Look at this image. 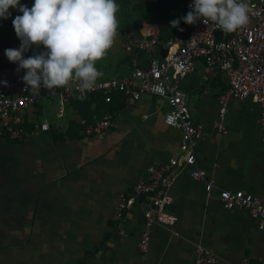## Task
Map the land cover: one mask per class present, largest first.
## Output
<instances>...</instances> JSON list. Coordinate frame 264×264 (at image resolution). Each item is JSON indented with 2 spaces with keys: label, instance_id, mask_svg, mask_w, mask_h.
Here are the masks:
<instances>
[{
  "label": "crops",
  "instance_id": "crops-1",
  "mask_svg": "<svg viewBox=\"0 0 264 264\" xmlns=\"http://www.w3.org/2000/svg\"><path fill=\"white\" fill-rule=\"evenodd\" d=\"M181 7L178 18L186 15L184 8L188 12L186 4ZM181 23L185 32L174 37H187L189 25ZM127 31L117 30V36L122 39ZM132 65L119 41L96 62L100 78L128 73ZM181 86L189 93L195 122L206 132L195 151L197 166L216 180L211 195L204 181L184 169L168 207L177 222L154 223L149 249L142 253L143 207L136 204L119 224L113 219L115 205L134 183L148 179L150 165L180 155L181 131L165 123L169 105L164 97L144 94L131 106L117 95L116 126L87 135L81 124L71 122L85 117L95 124L108 112L94 105L88 110L92 116H84L74 97L63 117L48 119V131L24 140L0 139V264H194L199 243L216 253L215 264L263 259L264 227L247 208L224 207L219 196L221 189H241L264 203L260 106L251 98H230L222 132L216 122L219 96L229 89L225 73H212L197 60ZM46 98L59 107L57 98L39 99ZM38 100L26 111L31 124L53 116Z\"/></svg>",
  "mask_w": 264,
  "mask_h": 264
},
{
  "label": "built area",
  "instance_id": "built-area-1",
  "mask_svg": "<svg viewBox=\"0 0 264 264\" xmlns=\"http://www.w3.org/2000/svg\"><path fill=\"white\" fill-rule=\"evenodd\" d=\"M249 3V23L233 33L225 34L213 22L207 25L198 21L189 25L187 37H173L162 42L159 35L148 22H143L135 30L127 31L123 38L116 36L133 63L128 73L108 78H98L93 89H83L78 81H72L63 88L50 90L41 88L39 94L26 91L22 79L25 70L17 72L18 64L12 63L5 55L9 48L18 49L20 44L9 48L0 46V139L24 140L38 136L51 128L47 118L26 125V111L42 97L59 100L57 117H63L65 106L74 97L85 100L89 94L104 93L106 101L112 96L123 93L128 105L134 106L144 94L164 97L169 105L165 114V123L181 131L180 155L167 162L150 165L147 168V180L134 183L115 205L113 219L122 222L127 212L136 204L144 209L145 227L139 242L142 253H147L154 223L174 225L178 217L168 211L174 197L171 188L184 169L191 176L205 182L208 195L216 188V180L204 168L197 166L196 145L206 132L202 124L195 122L189 106V93L181 86V81L195 71V62L203 60L209 71H223L229 82V89L219 96L220 118L217 128L225 132L224 116L230 98H251L260 106L259 122L264 126V0H246ZM193 0H186V8ZM184 14H182V17ZM38 52L35 48L24 53V58ZM145 54V57L142 55ZM84 133L93 135L111 129L117 124V112L112 111L95 124L87 118L79 119ZM226 208H247L252 218L264 227V203L260 197L244 190L221 189L219 193ZM121 235L124 230L121 228ZM216 253L199 243L196 247L194 264H215ZM241 264H264V258L252 261L248 258Z\"/></svg>",
  "mask_w": 264,
  "mask_h": 264
},
{
  "label": "clouds",
  "instance_id": "clouds-1",
  "mask_svg": "<svg viewBox=\"0 0 264 264\" xmlns=\"http://www.w3.org/2000/svg\"><path fill=\"white\" fill-rule=\"evenodd\" d=\"M15 9L22 15L12 20L18 49L9 48L5 55L18 64L26 91L39 94L78 81L83 89L94 88L103 73L96 67L117 36L119 5L116 0H34L31 8L20 0H0V19L7 20ZM190 11L170 22L180 28L213 22L223 33H233L249 23L250 6L246 0H193ZM24 58L29 49H40Z\"/></svg>",
  "mask_w": 264,
  "mask_h": 264
},
{
  "label": "trees",
  "instance_id": "trees-1",
  "mask_svg": "<svg viewBox=\"0 0 264 264\" xmlns=\"http://www.w3.org/2000/svg\"><path fill=\"white\" fill-rule=\"evenodd\" d=\"M20 2L21 4H25L30 8L29 0H20ZM181 4H183L185 7L186 0H137L136 8L139 11V15H140L139 23L134 28L129 29L128 27H126V29L128 31L135 30L144 21H147L155 26V28L158 31L160 40L162 42H165L170 37H174L176 35H179L185 32L184 27H180V28H184V31L181 32L177 28L171 27L170 23L167 24L166 22L162 20V18L168 13H169L170 19L172 20L178 19L179 11L182 9ZM9 11L12 13L11 17H9L7 20L0 19V28L4 26L13 28L12 20L17 15H22V13H19L15 9L10 8ZM184 12L186 14L188 13L185 10V8H184ZM181 22L183 23V24L181 23V26L182 25L186 26V23H184L183 21ZM188 35H189V30L186 36ZM0 46L4 48H9L13 46V43L11 42V40H6L4 42L1 41ZM2 65H3V61L0 59V66ZM59 88H63V87H59ZM117 95H120V97H122L125 101V96L123 95V93H118V94L113 95L111 102L106 101V95L104 93H92V94H89V96L85 100L81 101V100L74 99L76 103L75 107L78 110H80L84 114V116H87L89 114L88 113L89 108L94 105L98 107L97 109H100V110L104 109L107 112H111L115 110L114 101L115 100L117 101L120 98V97L118 98ZM25 116H26V121L29 122V118L27 114ZM89 116H92V114L90 113ZM38 121H35V122H38ZM71 123L73 126H76V127L80 126L79 122L72 121ZM28 124L30 123H27L26 125Z\"/></svg>",
  "mask_w": 264,
  "mask_h": 264
},
{
  "label": "rangeland",
  "instance_id": "rangeland-1",
  "mask_svg": "<svg viewBox=\"0 0 264 264\" xmlns=\"http://www.w3.org/2000/svg\"><path fill=\"white\" fill-rule=\"evenodd\" d=\"M29 3H30V8H31L33 3H34V0H29ZM116 3L119 5V10L116 14L117 20H118V29L117 30L122 32V31L127 30L126 27H128L129 29L134 28L139 23V19H140L139 11L136 8L137 0H116ZM162 20L164 22H166L167 24H169L171 21H173L172 19H170L169 13L167 15H165L162 18ZM149 24H151V23H149ZM152 26L155 28L154 25H152ZM6 40H11L13 45L20 44V40L17 38L15 31H14V28H12V27L4 26V27L0 28V43H1V41L4 42ZM36 50L37 51H43L44 49L41 46L40 49H36ZM117 51L120 52L121 50L118 49ZM198 60H200V59H198ZM38 102H39L38 105L41 106V109L45 114L53 112L52 117L47 118L44 116V118L52 119V120H53V117L56 118L57 113L59 112L58 105H56V104L51 105L49 103L51 101L48 102L47 98L45 99V101H43L42 99H39ZM55 122H56V120H55Z\"/></svg>",
  "mask_w": 264,
  "mask_h": 264
}]
</instances>
